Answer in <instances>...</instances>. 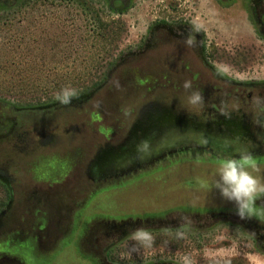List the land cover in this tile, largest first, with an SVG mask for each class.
Listing matches in <instances>:
<instances>
[{
  "label": "rangeland",
  "instance_id": "rangeland-1",
  "mask_svg": "<svg viewBox=\"0 0 264 264\" xmlns=\"http://www.w3.org/2000/svg\"><path fill=\"white\" fill-rule=\"evenodd\" d=\"M1 2L7 7L0 6V64L5 61L19 62L18 68L27 71L34 65L35 73L38 70L42 71L39 74L41 79H52L53 69L56 66L63 67L64 71L68 67L77 69L87 65L92 57H97V62L101 66H98L99 72L95 73V77L99 75L102 82L109 68L106 64L111 57L115 60L123 51L136 44L146 33L152 21L157 17H175L182 14L203 34L206 51L210 58L217 62L218 69L232 77L264 80V39L254 33L249 19L243 12L247 0H236L231 9L223 11H220L212 0H134L129 10L119 16L106 9H99L102 5L96 4L95 10L103 19L122 21L125 31L118 42L105 48L99 47L100 52L94 56L90 53L98 48L89 50L90 43L86 41V31H92L88 21L89 13L83 9V3L79 0H3ZM9 77L0 74V82ZM130 90L133 91L131 88ZM86 93L87 91L70 95L68 99H76ZM104 97L105 93L95 97L88 106L87 112L84 113L60 115L43 124L27 122L21 130L22 134L25 133L24 142L3 145L8 148L0 150V210L7 203V194L4 189L5 187L9 189V183L13 184V187L15 184L18 185L14 191L13 208L19 203L35 205L36 199H42V203H46L51 201V198L58 201L63 194H73L75 189L84 186L78 180L80 172L78 173L75 169L76 157L73 153L79 150L81 143L89 141L86 156L94 155L97 144L106 142L104 138L110 139L114 132V125L119 129L122 124L133 117H138L142 112L155 110L167 104L164 99L141 94L120 98L115 111L109 112L103 103ZM60 101H63V98L53 102L44 96L32 98L28 95L27 100L16 102L11 94L0 92V129L4 132V125H8L6 122H9L10 116L13 117L12 114H2L4 107L14 109L15 116L37 118L32 114L33 110L48 107ZM189 119H191L190 122L178 123V126L168 127L160 133L153 134L149 131L140 141L141 143L138 142L137 152L130 157L129 161L119 159L114 163L113 160H109L110 158L100 161L96 170L98 173H104L117 170L119 168L117 162H122L120 165L125 163L134 165L142 158L152 159L163 153H170L169 155L175 153V156H180L179 161H175L169 168L167 166L152 169L146 174L151 178L161 177L162 179L142 180L126 188L124 192L109 193L110 198L118 206L113 207L110 204L104 211L93 209L90 217L98 214L111 217L175 214L171 209L183 204L212 203L213 198L219 195L214 186L218 161L239 157L242 154L240 149L243 148L240 144L227 140L226 137L211 135L210 127L204 121H200L199 117ZM198 122L204 126L197 124ZM210 140L225 146L217 143L209 145L207 142ZM22 145L29 146L27 151L30 155L33 153L34 155L21 158L18 150ZM172 149L176 151L171 153L169 150ZM18 162L23 163L25 168V172L21 174L16 167ZM84 163L81 172L86 171V162ZM256 164V169H250V171L264 180V165L257 162ZM51 170L55 171L51 172ZM131 170L134 169L124 171V176ZM216 203L230 204L234 207L223 198L217 199ZM16 209L20 208L16 207ZM24 209L21 208V212H18L19 210L15 212L18 222H23L22 225L29 217V215L26 216L28 213ZM6 225L1 219L0 252L6 251L4 243L7 240L6 236L2 235ZM227 230L223 226L217 227L215 234L220 237L210 243H203L205 247L201 253L204 259L220 261L239 257L238 244L233 240L229 247L220 249L230 241L225 234ZM171 235L176 237L178 233L157 230L153 234L148 231L127 238L120 244L117 264H128L134 259L137 261L139 258L164 251L173 253L177 260L181 253L182 256H186V261H189L188 256L196 255L193 244H184L185 252L183 253L180 248L181 243L179 244L175 238L172 239ZM27 251L26 261L30 264H55L54 255L43 254L45 256H42L41 254L43 257L41 258L35 250L34 253L31 250ZM72 253L73 258L82 255L80 249H74ZM71 261L75 264L78 262L73 259ZM248 264H264V259L250 256Z\"/></svg>",
  "mask_w": 264,
  "mask_h": 264
},
{
  "label": "flooded vegetation",
  "instance_id": "flooded-vegetation-1",
  "mask_svg": "<svg viewBox=\"0 0 264 264\" xmlns=\"http://www.w3.org/2000/svg\"><path fill=\"white\" fill-rule=\"evenodd\" d=\"M79 1L83 4H102L108 12L118 16L124 15L134 2ZM235 1L212 0V3L223 11L231 9ZM243 12L254 33L264 39V0H247ZM183 16H163L152 21L143 37L118 55L107 69L102 82L93 90L87 91L83 97L33 110L32 114L37 118H21L14 115V109L4 107L2 114H12L13 117L10 116L9 122H6L8 125H4V132L0 129V150L8 148L3 147L4 144L24 142L25 133L22 134L21 130L27 122L43 124L60 115L87 112L93 99L104 93L102 100L107 111L114 112L120 98L144 94L164 99L167 104L161 109L166 113L188 118L199 117L200 121L210 127L211 135L223 136L234 144H240L245 149H240L242 154H248L257 163L264 165V80L232 77L218 69L217 62L206 51L203 34ZM111 117L113 118V113ZM137 123V117H133L119 129L114 125L112 136L110 139L103 136L106 142L97 144L94 155L86 156L89 141L81 143L79 150L73 153L76 157L75 169L80 172L78 180L84 186L75 189L73 194H63L58 201L51 198L46 203H42V199H36L35 205L19 203L16 207L25 208L28 213L26 216L29 215L23 225L15 216V212L21 210L13 208L14 191L18 185L13 187L9 183V189L5 187L7 203L0 210V220L3 219L7 224L2 233L7 241L4 243L6 251L0 252V264H30L26 261L27 250L33 253L35 250L38 256L54 255L55 264H75L72 259L77 260V264H117L120 244L124 240L148 231L153 234L157 230L177 232L178 235H171V238L181 243L182 252H185L184 244L191 243L195 246L196 255L188 256L189 261H186V256L181 253L177 260L173 253L164 251L137 261L134 259L128 264H248L250 256L264 259V218H238L235 206L216 203L217 199H222L220 194L209 204L177 206L171 209L175 214H145L139 217L98 214L90 217L93 209L104 211L110 204L118 206L109 193L124 192L126 188L142 180L162 179L151 178L146 174L152 169L169 168L175 161H179L180 156H175V153H163L155 157L156 160L151 164H148L151 158H142L134 165H120L122 162H117V170L96 173L90 168L88 172L102 151L125 147L127 138ZM141 136V131L137 132V137ZM214 143L221 144L215 140L207 142L209 145ZM27 150V145H22L18 150L21 158L34 155H30ZM169 151L173 153L176 150ZM122 159L129 161L130 155ZM84 161L86 171L81 172ZM16 167L20 174L25 172L23 163L18 162ZM130 169L134 170L124 176L123 172ZM53 171L55 170H51ZM257 204L264 206V197L259 198ZM220 226L228 229L225 234L230 239L220 249L229 247L233 240L238 244L239 257L220 261L206 260L201 253L205 247L203 243H210L220 237L215 234L216 228ZM74 249H80L82 255L73 258Z\"/></svg>",
  "mask_w": 264,
  "mask_h": 264
},
{
  "label": "trees",
  "instance_id": "trees-1",
  "mask_svg": "<svg viewBox=\"0 0 264 264\" xmlns=\"http://www.w3.org/2000/svg\"><path fill=\"white\" fill-rule=\"evenodd\" d=\"M0 6L2 8L7 7L1 1ZM94 6L96 7V4H82L83 9L89 13L88 21L92 28L91 32L86 31V41L90 43L89 50L98 48V50L90 53L91 56L98 55L100 52L99 47L105 48L118 42L125 31V25L122 21L103 19ZM99 9L103 10L105 6L102 5V8L99 7ZM112 59L111 57L106 66H111L114 63ZM98 66L100 67L101 64L97 62V57H92L87 65L77 69L68 67L64 71L63 67L56 66L53 69V78L46 80L45 78H40L41 70L35 73L34 65L27 71L18 68L19 62L5 61L0 64V74L10 77L0 82V92L1 94H11V96L15 97L16 102L27 100L28 95L32 98L44 96L49 101L55 102L64 98L65 92L75 95L96 88L101 83L100 76L95 77V73L99 70Z\"/></svg>",
  "mask_w": 264,
  "mask_h": 264
},
{
  "label": "clouds",
  "instance_id": "clouds-1",
  "mask_svg": "<svg viewBox=\"0 0 264 264\" xmlns=\"http://www.w3.org/2000/svg\"><path fill=\"white\" fill-rule=\"evenodd\" d=\"M70 95L65 92L62 102L68 103ZM256 167V161L248 154L220 159L217 163L214 186L224 200L235 206L240 219L264 218V206L257 204L264 197V180L250 171Z\"/></svg>",
  "mask_w": 264,
  "mask_h": 264
},
{
  "label": "water",
  "instance_id": "water-1",
  "mask_svg": "<svg viewBox=\"0 0 264 264\" xmlns=\"http://www.w3.org/2000/svg\"><path fill=\"white\" fill-rule=\"evenodd\" d=\"M83 97V96H82ZM80 98V97H77ZM75 99V98H74ZM68 100H73V98H69ZM42 109V108H41ZM138 123L136 124L135 128L132 129L131 133L128 136V142L125 144V147H118V148H108L104 151H102L95 163H93V166L91 167V170L93 172L97 173V165L100 161L105 160L107 158H110L109 160H113L115 163L117 160L122 159L125 156L130 155L133 156L137 152L136 147L138 146V142L141 143L145 137V135L150 131L151 133H160L162 130L167 129L168 127L174 128L178 126V123L191 121L188 117L185 116H175L171 113H166L165 110H162L161 108H157L155 110L142 112L138 117ZM197 124L204 126L201 122H198ZM141 131V137H137V132ZM152 134V135H153ZM127 141V140H126ZM170 154V153H169ZM108 160V161H109ZM155 157L150 159L148 164L150 162L155 161ZM151 164V163H150ZM131 173V172H130Z\"/></svg>",
  "mask_w": 264,
  "mask_h": 264
}]
</instances>
